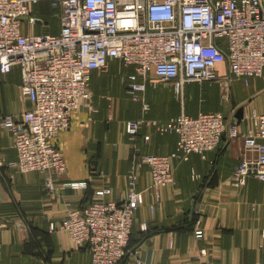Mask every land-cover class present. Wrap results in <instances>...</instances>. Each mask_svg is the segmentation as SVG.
I'll return each instance as SVG.
<instances>
[{
  "label": "built area",
  "instance_id": "built-area-1",
  "mask_svg": "<svg viewBox=\"0 0 264 264\" xmlns=\"http://www.w3.org/2000/svg\"><path fill=\"white\" fill-rule=\"evenodd\" d=\"M45 3L58 17L56 34L44 30L48 22L34 10ZM115 60L134 69L128 84L133 96L145 93L149 84L170 87L180 97L186 85L216 83L222 99L230 101L233 81L248 85L251 79L262 82L264 95V0H0V76L17 69L19 95L30 103L20 116L0 115V128L10 132L16 150L11 167L20 173H65L53 141L70 127L73 111L81 105L93 110L92 72L107 70ZM136 100L149 110L144 98ZM250 121L242 140L255 159L241 160L231 177L234 187L244 186L250 176L264 183V112L253 111ZM143 126L178 138L174 152L147 155L136 165L148 167L154 191L174 184V161H188L192 154L206 157L225 133L229 140L238 137L237 124L228 125L216 112H183L165 122L132 119L125 122V132L136 138ZM137 184L133 168L125 198L106 200L111 189L98 190L92 202L70 208L66 218L51 224V231H64L76 246H86L91 264H120L144 203ZM87 186L85 181L55 184L50 177L45 182L50 193L56 187ZM194 235L204 236L200 221Z\"/></svg>",
  "mask_w": 264,
  "mask_h": 264
},
{
  "label": "crops",
  "instance_id": "crops-1",
  "mask_svg": "<svg viewBox=\"0 0 264 264\" xmlns=\"http://www.w3.org/2000/svg\"><path fill=\"white\" fill-rule=\"evenodd\" d=\"M50 19L56 34L59 22L52 11ZM119 73L123 77L118 80ZM133 73L132 67L117 60L105 71L92 72L93 110L81 105L73 111L70 127L53 141L66 163L63 175L20 173L11 167L16 159L13 139L0 128V264H91L88 248L76 246L64 231H51V224L66 218L70 208L92 202L103 188L112 191L106 200L125 198L133 168L144 203L136 211L129 252L120 264H264V183L250 176L242 187L231 184L241 160L255 159L245 151L242 136L251 127L252 112H264L262 82L233 81L231 100L220 104L204 97L210 83L186 85L181 98L170 87L150 84L145 93L133 96L126 91V96V77ZM20 83L17 69L0 76V115L20 116L30 108L19 95ZM109 87L111 93L104 94ZM115 97L121 100L116 102ZM136 97L144 98L147 112ZM183 112L221 113L228 125L237 124L238 137L229 140L225 133L219 147L206 157L192 154L188 161H174V184L151 190L148 167L136 165L147 155L174 152L177 135L143 126L132 138L125 132V122L142 118L165 122ZM49 177L55 184L85 181L88 186L56 187L50 193L45 187ZM197 221L204 231L200 239L194 235Z\"/></svg>",
  "mask_w": 264,
  "mask_h": 264
},
{
  "label": "rangeland",
  "instance_id": "rangeland-1",
  "mask_svg": "<svg viewBox=\"0 0 264 264\" xmlns=\"http://www.w3.org/2000/svg\"><path fill=\"white\" fill-rule=\"evenodd\" d=\"M34 9H39V10H44L45 9V12H46V20H47V24H46V27H44V30H47V31H49V32H51V28L53 27V23H52V20L50 19V17H51V9L49 8V7H47V6H45V5H38V6H35L34 7ZM54 15V14H53ZM52 15V17H54V19L57 21V23H58V17L57 16H53ZM52 33V32H51ZM121 71H122V68L120 69ZM99 72H102V71H99ZM133 75V74H132ZM132 75H130V76H132ZM119 76H121V77H123V74H118L117 76H116V79L118 78V80H119ZM130 76H127L126 78H128V80H131L130 78ZM161 87H163V86H161ZM234 89H235V87H234ZM111 87H109L108 89H104L103 90V93L104 94H106V93H111ZM126 91H127V93H128V89L126 90L125 88H124V94L126 95ZM129 94V93H128ZM204 97L206 98V99H208L209 101H211V102H214V103H222V101H224L223 99H222V89L219 87V85L218 84H216V83H212V86L210 87V86H208V87H206L205 88V91H204ZM105 96V95H104ZM127 96V95H126ZM199 96H200V92L196 95V100L199 98ZM182 97H183V95H182ZM116 98V102L119 100H121L120 98H118V97H115ZM179 98H181V96L179 97ZM222 100V101H221ZM181 101V100H180ZM225 102V101H224ZM180 105V104H179Z\"/></svg>",
  "mask_w": 264,
  "mask_h": 264
},
{
  "label": "trees",
  "instance_id": "trees-1",
  "mask_svg": "<svg viewBox=\"0 0 264 264\" xmlns=\"http://www.w3.org/2000/svg\"><path fill=\"white\" fill-rule=\"evenodd\" d=\"M34 10H37V9H34ZM42 15H43V17L45 18V20H46V12H45V10H41V12H40ZM47 21V20H46ZM130 247V246H129Z\"/></svg>",
  "mask_w": 264,
  "mask_h": 264
},
{
  "label": "water",
  "instance_id": "water-1",
  "mask_svg": "<svg viewBox=\"0 0 264 264\" xmlns=\"http://www.w3.org/2000/svg\"><path fill=\"white\" fill-rule=\"evenodd\" d=\"M241 114V110L238 112V115Z\"/></svg>",
  "mask_w": 264,
  "mask_h": 264
}]
</instances>
